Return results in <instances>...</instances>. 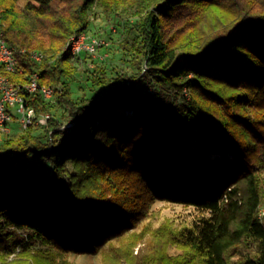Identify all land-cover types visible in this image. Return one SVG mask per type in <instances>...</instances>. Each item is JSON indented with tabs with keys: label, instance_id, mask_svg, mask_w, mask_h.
Segmentation results:
<instances>
[{
	"label": "trees",
	"instance_id": "obj_1",
	"mask_svg": "<svg viewBox=\"0 0 264 264\" xmlns=\"http://www.w3.org/2000/svg\"><path fill=\"white\" fill-rule=\"evenodd\" d=\"M95 8L134 19L123 49L136 73L95 67L102 96L73 99L64 48ZM0 21L25 50L11 80L37 72L55 88L25 94L34 121L49 116L41 130L0 135V264L104 246L102 264H264V0H0ZM54 99L72 126L50 115ZM158 200L201 215L134 232Z\"/></svg>",
	"mask_w": 264,
	"mask_h": 264
},
{
	"label": "rangeland",
	"instance_id": "obj_2",
	"mask_svg": "<svg viewBox=\"0 0 264 264\" xmlns=\"http://www.w3.org/2000/svg\"><path fill=\"white\" fill-rule=\"evenodd\" d=\"M22 3L23 1H20L19 5L21 6ZM89 14V26L86 34L104 40L106 46L100 48L94 55H85L84 59H73V64L77 71L71 77L63 79L64 84L69 87L73 99L81 96L97 99L102 96L105 87L93 84L86 74L87 71L91 72L95 67L102 68L105 75L111 79H114L122 71L136 73V69L130 63L131 55L125 53L123 49L124 40L131 37L129 28L130 23L134 19L130 17L118 18L113 14L108 16L101 8H95ZM52 107L50 115L60 123L68 126L69 116L67 108L58 103L56 99H54ZM37 126L39 128L37 129L41 130L45 125L38 124ZM21 131L17 124H11L10 132L7 136L14 137ZM200 215L199 210L193 206L158 200L151 205L148 217L142 221L134 232L140 233L142 230H147L146 236L148 237L149 232H153L163 225L170 226L172 229H180L183 226H191L197 223ZM261 216L264 217V214ZM141 247L142 244L138 245L135 252H139ZM102 249V252L93 255L69 253L64 257V260L70 264H102L104 252L108 250V247L104 246ZM179 253L180 250L176 247H171L168 250L169 255H177ZM12 259L14 257L9 256L5 260L10 261Z\"/></svg>",
	"mask_w": 264,
	"mask_h": 264
},
{
	"label": "built area",
	"instance_id": "obj_3",
	"mask_svg": "<svg viewBox=\"0 0 264 264\" xmlns=\"http://www.w3.org/2000/svg\"><path fill=\"white\" fill-rule=\"evenodd\" d=\"M106 46V42L97 37H91L86 33L71 37L65 45L73 58L79 59L82 54L94 55L100 48ZM25 53L24 49H16L10 46L3 37L0 25V135L10 132V125L17 124L21 130H25L32 123L45 125L48 115L40 116L36 121L33 109L25 102V94H38L44 100L49 101L54 97L55 88L51 85L41 84L37 72H32L25 83L13 82L11 74L20 73L18 69V54ZM32 61L39 63L43 54L38 50L29 52ZM73 124H69L68 127ZM260 217L264 214V208L260 210Z\"/></svg>",
	"mask_w": 264,
	"mask_h": 264
}]
</instances>
